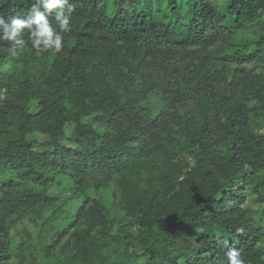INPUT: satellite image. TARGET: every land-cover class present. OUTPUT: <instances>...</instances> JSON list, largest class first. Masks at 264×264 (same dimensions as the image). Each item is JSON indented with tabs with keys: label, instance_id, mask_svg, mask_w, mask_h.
I'll return each instance as SVG.
<instances>
[{
	"label": "trees",
	"instance_id": "trees-1",
	"mask_svg": "<svg viewBox=\"0 0 264 264\" xmlns=\"http://www.w3.org/2000/svg\"><path fill=\"white\" fill-rule=\"evenodd\" d=\"M69 3L0 41V264H264V0Z\"/></svg>",
	"mask_w": 264,
	"mask_h": 264
},
{
	"label": "clouds",
	"instance_id": "clouds-1",
	"mask_svg": "<svg viewBox=\"0 0 264 264\" xmlns=\"http://www.w3.org/2000/svg\"><path fill=\"white\" fill-rule=\"evenodd\" d=\"M73 11L74 7L69 0H36L26 12L8 18L0 15V41H11L9 52L15 56L26 43L22 34L27 29L32 49L38 53L49 49L58 53L63 48V34L72 31L70 18ZM50 16L54 17L58 30L50 22ZM237 231L241 232L242 229ZM223 243L227 249L225 255L228 264H245L240 249L234 245L228 246L227 240Z\"/></svg>",
	"mask_w": 264,
	"mask_h": 264
},
{
	"label": "rangeland",
	"instance_id": "rangeland-1",
	"mask_svg": "<svg viewBox=\"0 0 264 264\" xmlns=\"http://www.w3.org/2000/svg\"><path fill=\"white\" fill-rule=\"evenodd\" d=\"M260 220H261V222H263V223H264V217H263V218H260Z\"/></svg>",
	"mask_w": 264,
	"mask_h": 264
}]
</instances>
